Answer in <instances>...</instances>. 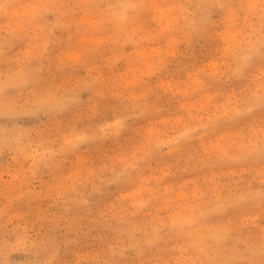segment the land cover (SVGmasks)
<instances>
[{
	"label": "rangeland",
	"instance_id": "obj_1",
	"mask_svg": "<svg viewBox=\"0 0 264 264\" xmlns=\"http://www.w3.org/2000/svg\"><path fill=\"white\" fill-rule=\"evenodd\" d=\"M0 264H264V0H0Z\"/></svg>",
	"mask_w": 264,
	"mask_h": 264
}]
</instances>
